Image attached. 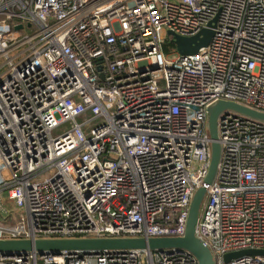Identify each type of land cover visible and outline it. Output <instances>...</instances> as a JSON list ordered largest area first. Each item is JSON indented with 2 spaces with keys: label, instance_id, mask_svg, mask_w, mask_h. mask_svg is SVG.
<instances>
[{
  "label": "built area",
  "instance_id": "obj_1",
  "mask_svg": "<svg viewBox=\"0 0 264 264\" xmlns=\"http://www.w3.org/2000/svg\"><path fill=\"white\" fill-rule=\"evenodd\" d=\"M213 21L195 53L163 50L168 31ZM218 100L264 113V0H0V239L180 237L204 185L195 234L214 264H264V121L220 113L206 184ZM241 250L256 252L224 260ZM0 264L197 261L172 249Z\"/></svg>",
  "mask_w": 264,
  "mask_h": 264
},
{
  "label": "water",
  "instance_id": "obj_2",
  "mask_svg": "<svg viewBox=\"0 0 264 264\" xmlns=\"http://www.w3.org/2000/svg\"><path fill=\"white\" fill-rule=\"evenodd\" d=\"M199 31L194 36L185 37L168 31L170 41L181 55L195 53L201 46H206L213 34L211 26ZM21 25L15 26L20 28ZM231 110L249 117L264 121V113L250 109L244 105L218 100L206 108V129L210 139V155L205 183L210 184L216 175L221 153L218 141L217 122L221 112ZM206 193V187L199 186L195 189L188 208L185 233L180 237H69V238H16L0 239V254L11 255L22 252L59 253L61 251L99 252L109 250H143L169 251L172 249L184 250L193 255L197 264H214L209 248L196 236L195 228L199 218L200 207ZM253 250L228 252L224 260L229 261L243 254L254 253Z\"/></svg>",
  "mask_w": 264,
  "mask_h": 264
},
{
  "label": "rangeland",
  "instance_id": "obj_3",
  "mask_svg": "<svg viewBox=\"0 0 264 264\" xmlns=\"http://www.w3.org/2000/svg\"><path fill=\"white\" fill-rule=\"evenodd\" d=\"M28 30V32L29 33H33L34 32V28L33 27H31V28H28L27 29ZM21 33H25L24 31H21ZM166 39V38H165ZM166 40H169V39H166ZM173 44V43H172ZM164 51H165V53H167V54H169V58H173V57H175L177 54H178V52H177V50L175 49V45L173 44V45H169L167 42L165 43V45H164ZM96 124H98V123H96V122H94V123H92V125L91 126H94V125H96ZM58 131L57 130H55V133H57Z\"/></svg>",
  "mask_w": 264,
  "mask_h": 264
},
{
  "label": "trees",
  "instance_id": "obj_4",
  "mask_svg": "<svg viewBox=\"0 0 264 264\" xmlns=\"http://www.w3.org/2000/svg\"><path fill=\"white\" fill-rule=\"evenodd\" d=\"M166 39H169V38H166ZM166 39H165V41H164V45H165L166 42H167L169 45H173L172 42L170 41V39H169V40H166ZM164 45H163V50L165 49V48H164Z\"/></svg>",
  "mask_w": 264,
  "mask_h": 264
}]
</instances>
